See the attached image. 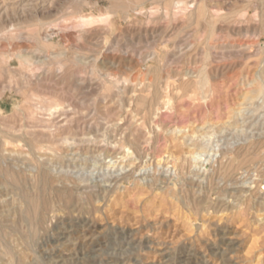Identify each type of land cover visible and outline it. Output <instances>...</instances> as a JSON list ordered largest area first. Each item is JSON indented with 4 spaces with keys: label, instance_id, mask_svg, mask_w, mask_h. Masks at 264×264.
<instances>
[{
    "label": "rangeland",
    "instance_id": "obj_1",
    "mask_svg": "<svg viewBox=\"0 0 264 264\" xmlns=\"http://www.w3.org/2000/svg\"><path fill=\"white\" fill-rule=\"evenodd\" d=\"M6 1L0 264H264V0Z\"/></svg>",
    "mask_w": 264,
    "mask_h": 264
},
{
    "label": "bare ground",
    "instance_id": "obj_2",
    "mask_svg": "<svg viewBox=\"0 0 264 264\" xmlns=\"http://www.w3.org/2000/svg\"><path fill=\"white\" fill-rule=\"evenodd\" d=\"M36 1V3H37V5H41V4H44V3H46V2H48L49 0H35ZM12 3V2H11ZM11 3H9V1H6V0H3L2 2H0V17H3V15H5L6 13H8L9 11H12L13 9H15V8H12L13 6L11 5ZM29 6V5H28ZM25 7V6H24ZM35 8H37V6L35 5L34 6ZM26 8H27V6H26ZM34 8V9H35ZM17 9V8H16ZM25 12V11H24ZM16 13V12H15ZM242 16V15H241ZM245 16V15H244ZM217 17V16H216ZM246 17V16H245ZM244 17V18H245ZM251 17V16H250ZM242 18V17H241ZM214 19H216V18H214ZM243 19V18H242ZM253 19V18H252ZM239 20V19H238ZM237 20V21H238ZM245 19H243L242 21H244ZM248 20H249V18H248ZM254 20H256L255 19V17H254ZM259 20V19H258ZM236 21V22H237ZM241 20H240V22H242ZM254 22V21H253ZM235 23V22H234ZM244 23H246V22H244ZM260 22H258V24H259ZM238 24V23H237ZM257 24V25H258ZM261 24V23H260ZM257 27H259L260 28V26H257ZM250 28V27H249ZM248 28V29H249ZM263 28H264V26H263ZM251 29V28H250ZM250 31V30H249ZM254 31V30H253ZM257 31L259 32V29L257 28ZM262 31H263V33H264V29H262ZM8 33H9V31H8ZM7 33V34H8ZM248 33V32H247ZM257 33V32H256ZM5 34H6V32H5ZM250 34V33H249ZM255 36H256V34H255V32L253 33ZM10 36H11V34H10ZM261 36H263V35H261ZM216 37V36H215ZM264 37V36H263ZM217 38V37H216ZM261 39L262 38H260L259 39V37H258V40H259V42H258V44L260 43V41H261ZM218 42V41H217ZM257 43V42H256ZM240 44V43H239ZM255 44V43H254ZM46 46V45H45ZM216 46H217V44H216ZM207 48V47H206ZM231 52V51H230ZM6 53V52H5ZM233 53V52H232ZM237 53V52H236ZM238 53H240V52H238ZM209 54V53H208ZM207 54V55H208ZM10 55V54H9ZM251 55V54H250ZM5 56H6V54H5ZM3 57V56H2ZM1 57V58H2ZM9 59V58H8ZM11 59V58H10ZM12 60V59H11ZM30 60V59H29ZM7 61H9V60H7ZM3 62V61H2ZM5 62H6V60H5ZM7 63H9V62H7ZM28 63H30V62H28ZM9 65V64H8ZM3 69L5 68V66L4 67H2ZM221 71V70H220ZM4 73V72H3ZM204 73V72H203ZM207 75V74H206ZM203 76H201V80H200V82L198 83V85H200L201 87H199V89L200 88H202L203 90H204V93H203V95H202V99H204V100H208V94H207V91H206V85H207V80L206 79H204V78H202ZM187 79V78H186ZM261 80H262V78H260ZM188 80V79H187ZM167 81V80H166ZM192 81V80H191ZM194 81V80H193ZM195 81H197V80H195ZM163 82H165V81H162V83ZM168 82V81H167ZM198 82V81H197ZM262 82H263V80H262ZM166 83V82H165ZM196 83V82H195ZM3 84H5L4 82H3ZM161 84V83H160ZM173 84H175V83H173ZM176 84H177V82H176ZM194 84V82H186L185 84H184V86H189L190 85V87H191V85H193ZM142 85V84H141ZM171 85V84H170ZM170 85L168 84L167 85V87H170ZM196 85V84H195ZM137 86V85H136ZM162 86H164L165 87V85H162ZM197 86V85H196ZM212 86V85H211ZM138 87V86H137ZM151 88V87H150ZM189 88V87H188ZM211 88V87H210ZM153 89V88H152ZM191 89H193V87L191 88ZM149 90H151V89H149ZM166 90H167V88H166ZM179 90V89H178ZM198 90V89H197ZM212 90V89H211ZM192 91V90H191ZM167 92V91H166ZM165 92V93H166ZM174 92V91H173ZM193 92H194V90H193ZM153 93H154V91H153ZM172 93V92H171ZM251 93V92H250ZM263 93H264V84L263 85H261V86H259V88L256 90V97H258L259 95H263ZM152 94V93H151ZM162 94V93H161ZM163 94H164V92H163ZM188 94H191V93H188ZM254 94V93H253ZM150 95V94H149ZM153 95V94H152ZM152 95H150V96H152ZM169 97V93H167L166 94V97ZM217 96V95H216ZM253 96V95H252ZM192 97V96H191ZM254 97V96H253ZM161 98V97H160ZM160 98H158V99H160ZM163 98V97H162ZM148 99V98H147ZM152 99H153V97H152ZM157 99V100H158ZM166 99V98H165ZM174 99V98H173ZM168 100V99H167ZM254 100V99H253ZM172 101V100H171ZM145 102V101H144ZM148 102V101H147ZM146 102V103H147ZM162 102V101H161ZM153 103V102H152ZM156 103V102H155ZM163 103V102H162ZM166 104L167 105H170L171 103H170V101H167L166 102ZM153 106V105H152ZM165 106V105H164ZM142 107V106H141ZM144 107V106H143ZM142 107V108H143ZM145 109V108H144ZM170 109V108H169ZM151 110V109H150ZM151 113V112H150ZM145 114V113H144ZM151 115V114H150ZM146 118V117H145ZM148 118V117H147ZM195 136H196V133L194 134ZM198 135V134H197ZM194 137V136H193ZM192 137V138H193ZM196 143V142H195ZM256 143V142H255ZM253 144V143H252ZM193 145V144H192ZM196 146V145H195ZM198 147H199V145H198ZM249 147V146H248ZM197 148H194L192 151L194 152V154L197 152H195V150H196ZM252 149H253V147H252ZM198 150V149H197ZM249 150V149H248ZM204 151H205V148H204V146L202 147V148H200V155L201 154H204ZM207 151V150H206ZM130 152V151H129ZM131 152H132V150H131ZM242 152V151H241ZM241 152H239V153H241ZM248 152V151H247ZM250 152V151H249ZM198 153V154H199ZM193 154V153H192ZM193 154V155H194ZM228 154V153H227ZM252 154V153H251ZM254 154V153H253ZM131 155V154H130ZM248 155V154H247ZM255 155H256V153H255ZM247 156V157H243V156H241V155H239V156H241L240 157V159H239V157H238V154H237V157H233L232 158V162H230V163H232L233 165H236V167H241V166H243V165H247L248 163H251V162H254L255 163V161H257L258 159H259V157L258 156ZM245 156V155H244ZM180 165V164H179ZM236 167H233V168H236ZM230 168H231V166H230ZM231 170V169H230ZM222 172V171H221ZM231 172V171H230ZM9 173H11V172H8V174ZM3 174V173H2ZM223 175V174H222ZM3 176H5L4 174H3ZM14 178V177H13ZM17 182V181H16ZM261 188V187H260ZM173 194V193H172ZM38 195V194H37ZM31 201H33V200H31ZM29 202V201H28ZM39 206V205H38ZM40 207V206H39ZM38 207V208H39ZM34 208H35V206H34ZM31 209V208H30ZM30 212V211H29ZM42 212V211H41ZM33 216V215H32ZM28 217V216H27ZM30 218V217H29Z\"/></svg>",
    "mask_w": 264,
    "mask_h": 264
}]
</instances>
